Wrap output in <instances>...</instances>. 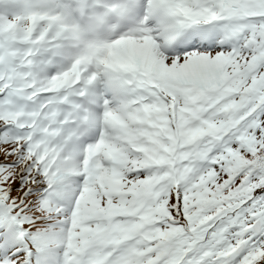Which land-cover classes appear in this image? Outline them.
<instances>
[{"label":"snow or ice","instance_id":"6c2138e0","mask_svg":"<svg viewBox=\"0 0 264 264\" xmlns=\"http://www.w3.org/2000/svg\"><path fill=\"white\" fill-rule=\"evenodd\" d=\"M0 264H264V0H0Z\"/></svg>","mask_w":264,"mask_h":264}]
</instances>
